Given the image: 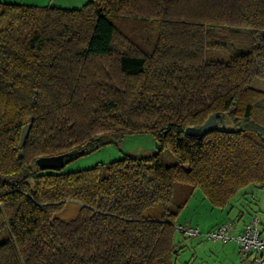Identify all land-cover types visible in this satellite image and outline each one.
Instances as JSON below:
<instances>
[{"label":"trees","instance_id":"16d2710c","mask_svg":"<svg viewBox=\"0 0 264 264\" xmlns=\"http://www.w3.org/2000/svg\"><path fill=\"white\" fill-rule=\"evenodd\" d=\"M219 48L228 61L205 60ZM256 79L264 0L0 1V264H175V227L197 190L224 210L264 188ZM211 115L224 130L184 134ZM136 134L155 138L154 154L74 172L36 164L73 153L66 165ZM67 204L74 216L62 219Z\"/></svg>","mask_w":264,"mask_h":264},{"label":"rangeland","instance_id":"374dc122","mask_svg":"<svg viewBox=\"0 0 264 264\" xmlns=\"http://www.w3.org/2000/svg\"><path fill=\"white\" fill-rule=\"evenodd\" d=\"M23 2L38 1L41 5H47L53 8L62 9H77L86 4L89 0H22ZM2 2V1H1ZM49 3V5H48ZM210 35L220 40L223 33L219 30H208ZM230 58L229 51L223 48L208 49L206 61H222L226 62ZM253 87L256 89H264V81L256 79L253 82ZM157 143L155 138L150 134H136L124 137L116 144L105 145L93 152L80 156L69 161L64 167V172H74L79 170L89 169L101 164H108L112 161L121 159L124 155H131L136 158L148 157L156 151ZM163 161L166 165H171L175 162L174 157L169 150H164L162 153ZM246 195L235 197L231 205H241V210L245 215L253 214L264 221V188L249 187L245 190ZM248 193V194H247ZM188 207L181 212L178 221L185 227L199 228L200 235L205 234L214 225L219 223L218 216L220 210H211L209 203L202 197V194L197 190L194 196L190 199ZM243 206V207H242ZM244 208V209H243ZM74 204H67L66 209L60 217L62 219H70L74 216ZM250 215V216H253ZM247 219V217H246ZM263 223L260 227L263 232ZM5 229L0 227V242H3ZM194 238H182L179 233L176 234V239L181 240L183 246L179 253L175 264H255L253 257L248 256L247 260L241 258V253L238 245L234 242L226 244L222 242H213L205 239L202 235Z\"/></svg>","mask_w":264,"mask_h":264},{"label":"built area","instance_id":"2783aa9c","mask_svg":"<svg viewBox=\"0 0 264 264\" xmlns=\"http://www.w3.org/2000/svg\"><path fill=\"white\" fill-rule=\"evenodd\" d=\"M261 225L262 221L258 217H251L241 228L229 222L201 235L213 242L224 244L234 242L242 253L254 255L253 263L264 264V238L261 236ZM175 229L185 237L194 238L200 235L198 227L176 225Z\"/></svg>","mask_w":264,"mask_h":264},{"label":"water","instance_id":"95a60500","mask_svg":"<svg viewBox=\"0 0 264 264\" xmlns=\"http://www.w3.org/2000/svg\"><path fill=\"white\" fill-rule=\"evenodd\" d=\"M30 124H26L21 130L19 142H18V157L23 156L22 147L29 134ZM224 130L225 121L222 115H211L207 120L199 127H187L184 130V134L187 137L202 138L204 135L210 133L213 130ZM264 140V138H263ZM73 156V153H66L54 157H41L37 159L36 164L41 170H56L65 166L66 160Z\"/></svg>","mask_w":264,"mask_h":264},{"label":"crops","instance_id":"0c3cea01","mask_svg":"<svg viewBox=\"0 0 264 264\" xmlns=\"http://www.w3.org/2000/svg\"><path fill=\"white\" fill-rule=\"evenodd\" d=\"M4 3H17V4H26V5H36V6H44V5H41L39 4L38 1H35V2H23L22 0H0ZM49 5V3H48ZM47 6V5H45ZM191 201V200H189ZM189 201L187 203V205L185 206V208L183 209V211L188 207L189 205ZM244 209V208H243ZM211 210H216V209H211ZM243 210H241V205H238V204H235L233 205L232 207H227L225 208L224 210H220L219 212V223H217L216 225L213 226V228H211L210 230H214L216 229L217 227H219L220 225L222 224H225V223H233L235 224V226L237 228H241L247 221H249V219L253 216H250V215H245L244 213L243 214H240ZM254 216H257L256 214ZM247 217V219H246ZM179 222V221H178ZM263 223V226H264V221H262ZM182 225V224H180ZM192 227V226H190ZM197 227V226H195ZM261 236L262 238H264V229H263V232L261 233ZM240 253L242 254L241 255V258L244 260L246 259L247 260V257L250 255V254H244L240 251ZM254 258V255H250Z\"/></svg>","mask_w":264,"mask_h":264}]
</instances>
